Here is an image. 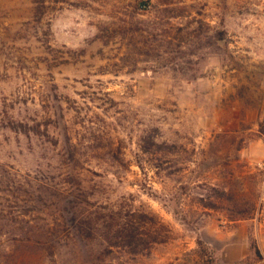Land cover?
I'll list each match as a JSON object with an SVG mask.
<instances>
[{
	"label": "rangeland",
	"instance_id": "1",
	"mask_svg": "<svg viewBox=\"0 0 264 264\" xmlns=\"http://www.w3.org/2000/svg\"><path fill=\"white\" fill-rule=\"evenodd\" d=\"M12 174L163 241L20 264H264V0H0V264Z\"/></svg>",
	"mask_w": 264,
	"mask_h": 264
},
{
	"label": "trees",
	"instance_id": "2",
	"mask_svg": "<svg viewBox=\"0 0 264 264\" xmlns=\"http://www.w3.org/2000/svg\"><path fill=\"white\" fill-rule=\"evenodd\" d=\"M6 184L9 189L15 186L19 203L17 218L5 220L10 240L35 250L21 253L19 264L44 254L56 258L59 249L77 241L100 240L103 252L121 248L131 254L163 242L148 232L145 224H154V219L145 212L121 214L114 208L86 201L71 204L56 188L29 175H9ZM196 244L203 258L208 248L201 240Z\"/></svg>",
	"mask_w": 264,
	"mask_h": 264
}]
</instances>
